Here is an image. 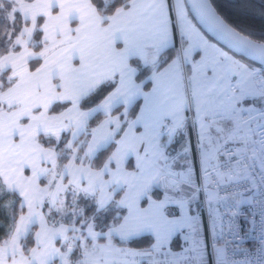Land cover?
Here are the masks:
<instances>
[{
  "label": "snow or ice",
  "instance_id": "obj_1",
  "mask_svg": "<svg viewBox=\"0 0 264 264\" xmlns=\"http://www.w3.org/2000/svg\"><path fill=\"white\" fill-rule=\"evenodd\" d=\"M0 264H264V0H0Z\"/></svg>",
  "mask_w": 264,
  "mask_h": 264
}]
</instances>
